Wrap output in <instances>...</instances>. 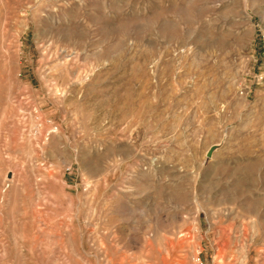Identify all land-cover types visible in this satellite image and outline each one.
<instances>
[{
  "label": "rangeland",
  "instance_id": "rangeland-1",
  "mask_svg": "<svg viewBox=\"0 0 264 264\" xmlns=\"http://www.w3.org/2000/svg\"><path fill=\"white\" fill-rule=\"evenodd\" d=\"M0 264H264V0H0Z\"/></svg>",
  "mask_w": 264,
  "mask_h": 264
},
{
  "label": "water",
  "instance_id": "water-1",
  "mask_svg": "<svg viewBox=\"0 0 264 264\" xmlns=\"http://www.w3.org/2000/svg\"><path fill=\"white\" fill-rule=\"evenodd\" d=\"M212 152V151H211ZM211 152L209 153V155H211Z\"/></svg>",
  "mask_w": 264,
  "mask_h": 264
}]
</instances>
